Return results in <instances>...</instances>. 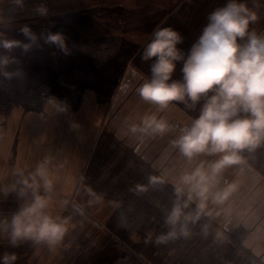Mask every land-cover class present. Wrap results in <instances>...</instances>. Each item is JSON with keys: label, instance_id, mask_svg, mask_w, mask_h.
I'll return each mask as SVG.
<instances>
[{"label": "rangeland", "instance_id": "obj_1", "mask_svg": "<svg viewBox=\"0 0 264 264\" xmlns=\"http://www.w3.org/2000/svg\"><path fill=\"white\" fill-rule=\"evenodd\" d=\"M177 1L170 0L168 4ZM47 3L49 12L75 6L72 0H47ZM163 4H167L166 0ZM168 10L152 5L141 11L142 15L161 18ZM127 14L109 20L111 36L123 32L124 15L129 19ZM146 19L144 16L143 21ZM260 26L261 22L254 26L255 32ZM35 31L38 29L32 27L36 34ZM18 39L29 43L24 35L15 38ZM39 41L36 45L41 44ZM109 62L117 61L111 57ZM41 73L42 77L49 76ZM150 74L138 70L96 71L81 82L85 88H0V264L6 254L16 257L11 264H185L191 248L184 247V237L167 243L156 241L170 230L165 223L168 213L165 207H172L175 199L172 181L191 168L172 142L183 126L198 117L200 105L191 109L176 102L158 111L145 103L137 88L140 77L147 78ZM120 78L127 85L124 89L118 87ZM92 80L94 87L88 90L86 82ZM50 92L53 96H47ZM57 95L62 98L55 105ZM88 113L90 120L86 117ZM152 114L166 121L172 130L155 135L130 131L131 126H140L142 119ZM63 123L67 125L66 132ZM83 128L93 132L87 135ZM242 156L246 163H264V144L253 151H244ZM45 157L52 158L49 171L54 191L50 212L67 220V231L54 247L29 240L19 241L14 247L10 242L11 220L24 203V199L10 191L17 180L14 173L18 169L25 173L34 170ZM246 166L235 174L233 167H229L223 173V181L229 184L235 181L234 191L255 194L256 206H263L264 185L257 184V177L247 176L251 169ZM162 176L167 182L153 183ZM223 181L219 187L225 186ZM159 189L158 197L151 203L149 198ZM166 193H173L172 201L166 199ZM136 194L139 198L124 214L126 202ZM224 203L230 207L229 199ZM155 208L165 209L153 212Z\"/></svg>", "mask_w": 264, "mask_h": 264}, {"label": "clouds", "instance_id": "obj_2", "mask_svg": "<svg viewBox=\"0 0 264 264\" xmlns=\"http://www.w3.org/2000/svg\"><path fill=\"white\" fill-rule=\"evenodd\" d=\"M36 11L46 15L43 6ZM256 19L244 3L227 0L223 7L209 14L208 23L187 54L177 47L183 43L182 36L171 28L154 30L142 51L143 61H153L150 77L141 76L143 82L137 88L145 103L163 111L172 102L195 109L203 100L198 117L172 142L191 168L172 181L175 199L165 220L170 230L159 236L157 243L188 237L190 224L195 225L202 217L211 218L209 203L223 204L235 189L234 184L223 181L224 171L245 164L242 153L264 144V35L249 30ZM21 32L29 43L6 40L0 35V48L7 51L22 48L27 52L42 39L44 44L68 54L61 33H42L37 37L28 26ZM12 62L8 56L0 55V74L10 78L12 74L3 69ZM178 62H182V79L173 80ZM171 130L172 126L155 114L146 115L140 126L130 128L132 133L142 135ZM51 163L52 158L45 157L34 170L25 173L18 169L14 173L17 180L10 191L24 199L11 220L10 242L14 247L24 240L54 247L67 231V220L50 212L54 191ZM222 181L225 186L220 188ZM165 182L167 178L163 176L153 180ZM209 227L208 223L201 225L204 235ZM15 259L14 255L6 254L3 264H11Z\"/></svg>", "mask_w": 264, "mask_h": 264}, {"label": "crops", "instance_id": "obj_3", "mask_svg": "<svg viewBox=\"0 0 264 264\" xmlns=\"http://www.w3.org/2000/svg\"><path fill=\"white\" fill-rule=\"evenodd\" d=\"M169 1L166 0L167 4ZM72 2L74 7L49 12L47 0H0V35L4 39L15 40L16 37L23 35L21 29L24 26H28L31 31L34 27L38 29L35 31L38 35L61 33L65 37V47L68 50V54L61 53L55 46L44 44L42 39L39 41L40 45L33 46L36 49L32 47L27 52H24L22 48H17L14 52L0 48V55H6L14 61L3 69L12 75L10 78L0 75V88H66L70 86L85 88L81 82L88 79L91 72L112 70L125 73L138 70L151 73L153 61H143L141 54L150 42L154 30L171 28L178 32L183 38V43L177 47L187 54L208 23L209 14L223 7L227 0H178L172 5L163 4V0H72ZM238 2L244 3L257 17L255 22L250 23L249 30L255 31L254 26L261 22L256 33L264 35V0H238ZM152 5L169 10L161 18H154L152 14L151 16L142 15L141 10L151 8ZM41 6L46 9V15L41 16L37 13L36 9ZM128 10L131 12L127 14ZM122 13L129 15L132 21L124 15L125 22H123L126 27L122 30L123 32H115L114 36H111L112 33L109 30L112 28H110L109 20ZM144 16L147 17L145 22ZM18 41L21 40L18 39ZM59 55H65V57L61 58ZM19 57L22 59L17 61ZM111 57H115L117 61L115 64L107 63ZM181 69L182 62H178L172 74L173 80L182 79ZM43 71L49 76L42 77ZM124 80L126 76H123L122 81ZM122 81L118 87L122 86L124 89L127 85ZM142 82L141 80L140 84ZM86 83L88 90L94 87L91 85L94 83L93 80ZM47 96H53V93L50 92ZM60 98L62 97L56 96L55 105ZM174 103L176 102H172ZM202 104L203 100L197 105L201 107ZM86 117L90 120L91 116L89 117L88 113ZM71 119L78 121L74 117ZM79 123L76 124L79 125ZM62 126L66 132L67 125L63 123ZM184 128L185 126L180 131ZM82 130L87 135L93 132L85 128ZM39 133L43 134L41 131ZM48 135H51L50 131ZM38 145L43 146L42 143ZM245 164L251 169L247 176L257 177V184L264 185V163ZM243 165L232 166L233 173H238ZM154 167L155 165L151 163V168ZM234 183L235 181H232V184ZM160 191L159 189L153 197L149 198L151 203L158 197ZM171 194L173 195V193H166L168 201H172ZM137 195L131 196L126 202L124 214L133 208V203L140 196L137 197ZM255 198V194L243 195L239 191H233L228 197L231 202L230 207L226 206L228 203H223L214 205L215 208H212V204L209 203L213 216L202 217L195 225H189L190 235L184 237L185 241L182 243L184 247L191 248V251L184 263L264 264V204L256 206ZM257 198L259 199V196ZM168 207H165L166 212L171 210V207ZM165 208H155L153 212H161ZM204 223L210 224L207 235L201 231V225ZM184 256L185 254H182V259Z\"/></svg>", "mask_w": 264, "mask_h": 264}]
</instances>
